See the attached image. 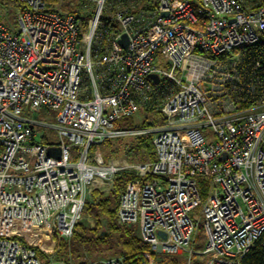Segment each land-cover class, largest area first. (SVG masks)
I'll return each instance as SVG.
<instances>
[{"label": "built area", "instance_id": "built-area-1", "mask_svg": "<svg viewBox=\"0 0 264 264\" xmlns=\"http://www.w3.org/2000/svg\"><path fill=\"white\" fill-rule=\"evenodd\" d=\"M13 1L18 33L0 16V264H42L38 251L56 264L121 173L135 177L117 222L154 252L192 264L202 206L199 255L241 264L264 234V0ZM66 1L80 15L56 7ZM140 113L159 124L119 126ZM143 135L154 161L104 158L105 142Z\"/></svg>", "mask_w": 264, "mask_h": 264}, {"label": "trees", "instance_id": "trees-1", "mask_svg": "<svg viewBox=\"0 0 264 264\" xmlns=\"http://www.w3.org/2000/svg\"><path fill=\"white\" fill-rule=\"evenodd\" d=\"M77 6L79 7L80 5L78 4ZM78 7L70 12L80 15V9H78ZM122 123L123 122H120L119 126H121ZM157 124H159V121L147 122L143 126L134 125L132 127L130 126L125 128H148ZM138 148L139 153L144 154V157L147 156L149 160H155V149L151 136H147L142 139ZM131 178H133L132 174L121 173L117 177L114 189L109 195L99 196L98 193H94V197L97 198V203H88L85 207L84 213L89 216L90 219L96 221V227L92 229H86L81 224L78 225L71 239L62 240L60 242L59 251H62L64 254L70 257L74 256V252L79 253L81 251V253H85L82 257H85L88 255V250L99 253L103 252L105 249L112 250L113 246H110V238L115 234V236H118L117 243L121 247L119 251L120 258L123 260L124 264H143L146 262V254H151V247L142 241L140 235L136 233L135 229L132 227L119 225L117 222V210L120 202V196L125 188L126 183ZM203 185L205 186V183ZM101 227H103L104 230H100ZM263 243L264 234L256 242L254 248L242 259L241 264H264ZM38 255L43 257L41 256L42 252L40 251H38ZM59 255L60 254L58 252L56 261L59 260ZM46 259L48 261L47 257ZM77 264L91 263L85 261ZM159 264L164 263L159 262ZM174 264H178L177 261L174 262Z\"/></svg>", "mask_w": 264, "mask_h": 264}, {"label": "rangeland", "instance_id": "rangeland-1", "mask_svg": "<svg viewBox=\"0 0 264 264\" xmlns=\"http://www.w3.org/2000/svg\"><path fill=\"white\" fill-rule=\"evenodd\" d=\"M78 4L79 3L77 1H66V2L56 4V7L62 11H73V9H76L78 7L77 6ZM0 11H1L0 16H1L2 22L5 23L12 32L18 33V26L15 22L16 17H15L14 1L13 0H0ZM156 64L160 68H163L166 70L168 69L166 61L162 57L157 59ZM58 115H59V111L57 110H50V111L41 110L33 114V117H35L37 120L46 121L48 123H55ZM155 121H160L158 116L156 117L154 114H150V113L149 114L140 113L139 115L134 117L131 121H127V122L124 121L121 126H124V127H130V126L132 127L134 125L143 126L147 122H155ZM50 137L53 140H55V136L53 134H50ZM145 137L147 136H144V135L143 136H126L123 138L114 139L107 143H104L101 146L102 148L101 151L105 159L125 158L132 164H136V165L150 163L152 162V160H149L147 156L144 157V154L139 153L138 151L140 142ZM75 159L76 157L74 154L72 157V160H75ZM132 176L133 178L135 177L134 174H132ZM204 183H205L204 180L199 181V189L201 191L206 190V187L203 185ZM94 193H98V192L96 191ZM102 196H107V195H102ZM190 216L198 225L196 227L192 241L189 245V249H193L195 252H197V254L193 256L192 264H206L207 258L205 256L199 255V253L204 249V243H205V231L203 228L202 206H199L198 208L193 210ZM80 224L86 229H92L96 227V221L93 219H90V217L87 216L85 213H83V218L78 225ZM132 228L135 229L137 234H139V229L137 226L132 227ZM100 230H104L103 227H101ZM110 239H111L110 246H113L112 250L105 249L101 253L88 250L87 252L88 255H86L85 257H82L85 253L83 252L81 253V251L79 253L74 252V256H71V257L64 254L62 251H59V254H60L59 260L57 261L56 264H68V263L77 264V263H81L85 261H88L92 264L101 259L120 258L119 251L121 247L117 243L118 236H115L114 234L112 235ZM151 251L152 252L150 254V260L154 262L155 264H159V262H163L164 264H174V262L176 261L178 264H186L187 253H184L183 255L169 256V255H163V254L156 253L152 249ZM41 256H43V257H40L42 259V264H49V262L46 259L47 256L45 255V253L42 252Z\"/></svg>", "mask_w": 264, "mask_h": 264}, {"label": "water", "instance_id": "water-1", "mask_svg": "<svg viewBox=\"0 0 264 264\" xmlns=\"http://www.w3.org/2000/svg\"><path fill=\"white\" fill-rule=\"evenodd\" d=\"M120 43L122 46L126 47V45H127V36L126 35L122 36ZM152 77L155 79L156 82H158L159 78L157 75H152ZM48 155L51 157L59 158L60 157V151L58 148H50L48 150Z\"/></svg>", "mask_w": 264, "mask_h": 264}]
</instances>
